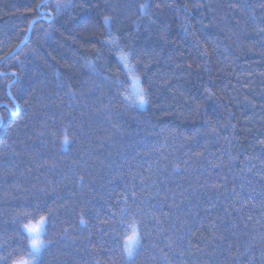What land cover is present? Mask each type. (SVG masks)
<instances>
[{"label":"trees","instance_id":"16d2710c","mask_svg":"<svg viewBox=\"0 0 264 264\" xmlns=\"http://www.w3.org/2000/svg\"><path fill=\"white\" fill-rule=\"evenodd\" d=\"M41 217L36 264H264V0H0V264Z\"/></svg>","mask_w":264,"mask_h":264},{"label":"snow or ice","instance_id":"6c2138e0","mask_svg":"<svg viewBox=\"0 0 264 264\" xmlns=\"http://www.w3.org/2000/svg\"><path fill=\"white\" fill-rule=\"evenodd\" d=\"M143 7V6H142ZM107 19V18H106ZM126 58V57H125ZM127 99V98H126ZM133 103H139V104H144L146 103V100L144 99L143 95L139 97L138 100L133 101ZM67 142V141H66ZM44 224V217L40 218V221L38 222V226L36 227H29L28 225H25V231L30 235V236H35L36 234L39 233L40 228ZM136 237L133 235L132 237L128 238V243L125 246V251L131 255L132 251L134 250V244H135ZM43 242L38 241L36 239H32L31 241V248H32V255L33 257L39 253L40 248L42 247ZM24 264H27V262H24Z\"/></svg>","mask_w":264,"mask_h":264},{"label":"rangeland","instance_id":"374dc122","mask_svg":"<svg viewBox=\"0 0 264 264\" xmlns=\"http://www.w3.org/2000/svg\"><path fill=\"white\" fill-rule=\"evenodd\" d=\"M132 92H131V95L133 98H135L136 100L139 99V97L141 96L140 94V89H139V85L137 83L136 80L133 79L132 81V88H131ZM46 221L44 220V224L43 226L40 228V231L38 234H36L35 236H30L26 231H25V228H24V233L26 234V236L28 237V240H29V246H30V253H31V256L28 260H25V261H22L20 263H17V264H24V262H27V264H36V262L39 260L40 258V255L43 251V247L44 245L42 244V247L40 248V251L38 254H36L34 257L32 255V248H31V241L32 239H36L38 241H42L43 242V236H44V230H45V227H46ZM38 226V223L37 224H31V226L29 227H36ZM127 256V255H126ZM128 258V256H127Z\"/></svg>","mask_w":264,"mask_h":264}]
</instances>
